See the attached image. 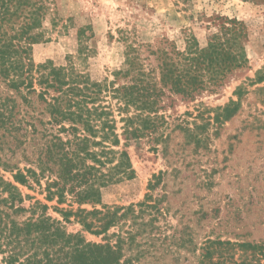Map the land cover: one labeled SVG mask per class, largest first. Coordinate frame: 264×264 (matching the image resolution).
<instances>
[{
  "label": "rangeland",
  "instance_id": "rangeland-1",
  "mask_svg": "<svg viewBox=\"0 0 264 264\" xmlns=\"http://www.w3.org/2000/svg\"><path fill=\"white\" fill-rule=\"evenodd\" d=\"M32 2L46 7L42 26L33 31L44 37L31 47L35 64L50 61L58 67L73 66L97 82L113 79L130 43L183 51L190 37L205 47L211 33L226 20L242 24L247 63L230 73L222 87L202 92L194 100L168 93L155 122V134L142 139V157L133 158L136 177L101 192L105 205H135L134 213H128L109 232L119 234L124 242L123 261L264 264V0ZM0 11L7 14L6 21L0 19V33L8 38L20 34L27 11L24 0H0ZM8 92L13 94L0 77V101L10 98ZM32 98L35 104L17 97L13 120L0 129V173L9 182L16 172L12 166L26 174L28 169L39 172L40 140L30 142L26 137L25 118L40 116L44 106L36 96ZM232 101L238 110L228 118L222 109ZM162 135L168 139L158 143ZM155 146L159 151H154ZM160 172L165 173L163 180L149 190L153 176ZM29 180L28 186L16 183L29 210L19 219L30 217L33 207H37V217L47 205V215L62 221L68 232L81 231L87 241L103 243V236L83 231L74 218L71 223L63 221L57 208L70 209L69 203L58 204L56 198L47 201L46 179L42 187L33 178ZM147 196L151 207L140 208L138 204ZM77 208L74 205L73 210ZM81 208L93 209L89 204Z\"/></svg>",
  "mask_w": 264,
  "mask_h": 264
},
{
  "label": "trees",
  "instance_id": "trees-1",
  "mask_svg": "<svg viewBox=\"0 0 264 264\" xmlns=\"http://www.w3.org/2000/svg\"><path fill=\"white\" fill-rule=\"evenodd\" d=\"M24 5L27 11L21 33L12 38L0 33V77L13 93L8 92L10 98L0 101V129L13 120L17 97L35 104L32 96H36L43 112L25 118V132L30 142L40 140L39 172L28 169L26 174L12 166L10 169L16 171L13 182L0 173V264H134L132 258L123 261L120 235L109 232L128 213H134L135 205H105L101 191L136 177L133 158L142 157V139L155 134V122L168 93L194 100L202 92L222 87L230 73L247 63L243 26L226 20L211 33L205 47L190 37L183 51L130 43L125 62L113 73V79L97 82L73 66L58 67L50 61L35 64L31 47L44 37L33 31L42 26L46 7L32 0H24ZM0 19L6 21L7 14L0 11ZM237 110L234 101L222 109L228 118ZM160 137L158 143L168 139ZM156 147L154 151H159ZM164 175H154L149 190H154ZM30 178L38 185L47 180V201L56 198L58 204L69 203L70 209L57 208L64 222L71 223L74 218L83 231L103 236V243L87 241L81 231L68 232L62 221L47 215V205L37 217V207H33L30 217L19 219L29 210L17 184L28 186ZM148 198L138 206L151 207ZM88 204L92 210L81 208ZM74 205H78L77 210H73Z\"/></svg>",
  "mask_w": 264,
  "mask_h": 264
}]
</instances>
